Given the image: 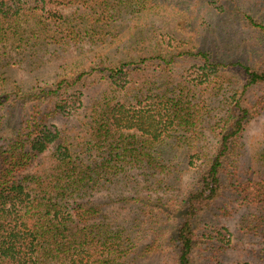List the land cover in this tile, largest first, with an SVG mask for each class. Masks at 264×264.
<instances>
[{
	"label": "trees",
	"instance_id": "obj_1",
	"mask_svg": "<svg viewBox=\"0 0 264 264\" xmlns=\"http://www.w3.org/2000/svg\"><path fill=\"white\" fill-rule=\"evenodd\" d=\"M210 2L256 42L126 31L172 0H0V264H264V129L245 142L264 119V5ZM72 50L87 64L41 73ZM219 203L227 244L210 240ZM235 240L251 252L228 263Z\"/></svg>",
	"mask_w": 264,
	"mask_h": 264
},
{
	"label": "rangeland",
	"instance_id": "obj_2",
	"mask_svg": "<svg viewBox=\"0 0 264 264\" xmlns=\"http://www.w3.org/2000/svg\"><path fill=\"white\" fill-rule=\"evenodd\" d=\"M175 2L174 5H177L180 3V8L171 7L168 10H161L156 11L153 13H150L147 15L143 20L138 21H130L126 23V31H129L130 28L132 29L129 31L130 33L133 31H153L155 29L158 30L160 34H163L164 36L167 35L169 32H175V34L179 37H182L183 35L195 37L198 42L203 43L207 42L211 46H215L217 44H221L222 46H225L227 48H230L233 44L236 46L238 44L249 45L254 44L256 41H253V38L255 37V34H253L250 30L246 29L242 25H236L231 22L230 12L228 15L222 14L221 10L218 8V5L213 4L210 2V0H172ZM240 3L243 4H257L260 3V6L264 5V0H239ZM258 5V8H261ZM71 11L66 10V14H70ZM184 25L185 29L184 31H180L179 26ZM176 30V31H175ZM76 52L72 50L71 52L61 56L57 57L53 60L52 63L48 64L42 71V74L51 75V73L60 71L64 67H67V65H80L83 66L87 64L86 56L82 55L81 57L76 56ZM185 74L188 77L189 75L193 78H196V74L198 72V69L193 68L194 66L196 68L197 65L194 62L189 63L186 65ZM78 72H80L79 68H76ZM33 74H29L21 69H12L10 71L9 77L13 78V80H19V81H30V78ZM93 86L96 83H92ZM103 85H99L98 87H95L94 91H85L84 97L85 99L87 96L94 97L96 94H99L102 90ZM236 87V86H235ZM235 87H227V90L224 92V94H227V96H231L233 94L232 88ZM92 88V87H91ZM236 89V88H235ZM79 91L74 90L70 93V95L66 96L65 99L72 98L75 100L79 97ZM77 94V95H76ZM69 109V108H68ZM67 109V110H68ZM72 109H70L71 111ZM69 111V112H70ZM74 113V111H73ZM68 119L64 118V121L60 119L56 122V124L61 125L63 122H67ZM264 129V119L261 121L255 122L251 128L249 129V132L247 134V137L245 138V142L248 144V146H252L253 144H256L260 140V136L262 134V131ZM206 146V145H205ZM194 167L192 169V173L197 172V167L199 166V162L195 159L194 161ZM194 177L193 174L188 175L185 178L184 183H188L192 180ZM222 206L221 203L217 204L215 207V211L212 213H217L218 215H213V223L210 222L212 225L214 224L215 228L213 227L211 229V239L216 244L219 242H224L227 244L228 236L226 229L227 227L230 228V230L234 233L233 223L230 220L224 219V217L221 215V210L218 209V207ZM237 206V204H232L231 208H234ZM116 208H113V210ZM220 216V217H218ZM203 230L207 229V226L204 225L202 227ZM234 239V238H233ZM232 240V239H231ZM233 244V243H232ZM235 244L239 245V249L242 248V250H236L234 252H230L228 255V263H232L234 261L240 260L241 255H246L251 252V248L249 245H241L235 240ZM245 251V253L243 252ZM249 260V259H248ZM156 258H149L148 261H144V264H157Z\"/></svg>",
	"mask_w": 264,
	"mask_h": 264
}]
</instances>
